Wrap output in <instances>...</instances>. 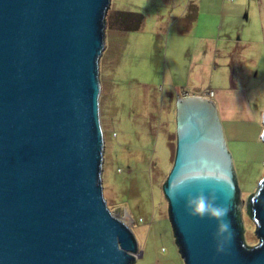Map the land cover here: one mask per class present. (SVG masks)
<instances>
[{
    "label": "water",
    "instance_id": "1",
    "mask_svg": "<svg viewBox=\"0 0 264 264\" xmlns=\"http://www.w3.org/2000/svg\"><path fill=\"white\" fill-rule=\"evenodd\" d=\"M110 3L0 0V264L135 262V236L102 185L99 60ZM175 111L163 192L184 264H264V175L246 203L259 240L247 246L215 104L182 96Z\"/></svg>",
    "mask_w": 264,
    "mask_h": 264
},
{
    "label": "rangeland",
    "instance_id": "2",
    "mask_svg": "<svg viewBox=\"0 0 264 264\" xmlns=\"http://www.w3.org/2000/svg\"><path fill=\"white\" fill-rule=\"evenodd\" d=\"M193 3L199 11L184 28L178 22ZM125 12L141 16L129 17L134 29L123 27ZM106 22L102 185L109 210L137 241L133 264H184L163 185L176 153V101L196 90L213 94L240 189L244 241L258 244L246 203L264 175V0H111Z\"/></svg>",
    "mask_w": 264,
    "mask_h": 264
},
{
    "label": "crops",
    "instance_id": "3",
    "mask_svg": "<svg viewBox=\"0 0 264 264\" xmlns=\"http://www.w3.org/2000/svg\"><path fill=\"white\" fill-rule=\"evenodd\" d=\"M193 8H197L195 11L193 10ZM189 11V12H188ZM199 11V7L196 4H191L188 5V9L185 11V17L184 19H182L181 21H179L178 23L184 26V28H189L192 26V24L194 23V19H196L197 13ZM193 69V67L191 68V70ZM206 91L202 90V91H198L196 90L195 92H188V95H201L204 94ZM187 93V92H185ZM183 96V93L179 94V98ZM177 97V98H178Z\"/></svg>",
    "mask_w": 264,
    "mask_h": 264
},
{
    "label": "trees",
    "instance_id": "4",
    "mask_svg": "<svg viewBox=\"0 0 264 264\" xmlns=\"http://www.w3.org/2000/svg\"><path fill=\"white\" fill-rule=\"evenodd\" d=\"M124 16H125L124 17V25H123L124 28H127V27H129L131 29H134L135 28V25L134 24H131V22L128 21L129 17L137 16L138 19H141L140 18L141 16L139 15L138 12H125V15ZM127 24H129V26H127ZM235 177L236 176L234 175V178ZM235 181H236V179H235ZM236 186H237V198H236V206H235V211L234 212L237 213L238 219L241 222L240 209H239V206H240V193H239L240 192V189H239V187L237 185V182H236ZM242 237H243V231H242Z\"/></svg>",
    "mask_w": 264,
    "mask_h": 264
},
{
    "label": "clouds",
    "instance_id": "5",
    "mask_svg": "<svg viewBox=\"0 0 264 264\" xmlns=\"http://www.w3.org/2000/svg\"><path fill=\"white\" fill-rule=\"evenodd\" d=\"M205 93H206V92H205ZM205 93H204V94H201V95H199V96H202V97H205V98L211 99V98H209L208 96H205ZM184 96H188V95H184Z\"/></svg>",
    "mask_w": 264,
    "mask_h": 264
},
{
    "label": "built area",
    "instance_id": "6",
    "mask_svg": "<svg viewBox=\"0 0 264 264\" xmlns=\"http://www.w3.org/2000/svg\"><path fill=\"white\" fill-rule=\"evenodd\" d=\"M208 97L209 98H212L213 97V94H211V92L208 94ZM137 257V255H135Z\"/></svg>",
    "mask_w": 264,
    "mask_h": 264
}]
</instances>
